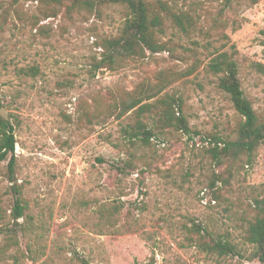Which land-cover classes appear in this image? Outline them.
<instances>
[{
	"label": "rangeland",
	"instance_id": "374dc122",
	"mask_svg": "<svg viewBox=\"0 0 264 264\" xmlns=\"http://www.w3.org/2000/svg\"><path fill=\"white\" fill-rule=\"evenodd\" d=\"M148 1L192 26L182 31L162 12L157 40L167 49L110 64L102 44L120 34L125 6L0 0V105L17 140L13 171L0 162V264H260L244 237L264 193V142L252 165L214 159V138L235 139L241 117L207 66L229 53L264 117V0ZM162 76L143 104L179 99L176 117L191 133L158 128L148 114L155 136L145 145L132 136V111L108 109L151 93ZM212 240L241 256L209 251Z\"/></svg>",
	"mask_w": 264,
	"mask_h": 264
},
{
	"label": "trees",
	"instance_id": "16d2710c",
	"mask_svg": "<svg viewBox=\"0 0 264 264\" xmlns=\"http://www.w3.org/2000/svg\"><path fill=\"white\" fill-rule=\"evenodd\" d=\"M40 4L51 6L67 7L69 11L82 8H93L95 5L120 4L128 11L127 19L120 34L114 38L107 39L102 44L103 52L110 64L119 60L130 58H144L146 51L152 54L160 53L167 49L165 45L158 42V34L162 33L166 23L162 12L170 16L171 22L177 25L182 31L188 30L191 19L186 15L176 14L166 3L159 1L154 4L148 0H31ZM57 14H47L46 18L56 17ZM192 26V25H191ZM105 64V63H103ZM237 61L227 52L218 54L209 62L207 69L210 73L219 77L218 87L225 92L234 105L235 110L241 117L236 130V137L233 140L214 138L215 147L211 149L214 159L222 164L223 160L237 161L246 158V164L252 165L257 151L264 142V117L260 116L251 101L245 96L239 78ZM166 78L161 77L159 85H156L151 93L140 91L139 95L129 99H122L117 106L109 107L110 115L119 112L120 116L132 111L135 117L132 127L133 138L139 139L147 145L155 136L153 129L144 121L148 114L156 115V127L166 129L173 128L185 134L191 133L188 120L181 115L176 117L175 106L177 105L182 113L179 99L167 96L158 99L155 103H145L156 97L158 91L165 87ZM156 87L158 89L156 90ZM4 108L0 105V109ZM16 135L15 126L10 119H5L0 114V162L9 161V168L13 171L16 157ZM223 145L220 147V145ZM232 174L230 173V177ZM219 180V179H218ZM220 181V180H219ZM226 183L228 182L225 181ZM216 185V183H214ZM255 216L247 224L245 230V241L253 247L252 259L264 264V193L255 200ZM24 206L18 197L14 201L13 214L15 220L24 215ZM207 249L222 256H241L236 246L230 241L212 240L204 243Z\"/></svg>",
	"mask_w": 264,
	"mask_h": 264
},
{
	"label": "water",
	"instance_id": "95a60500",
	"mask_svg": "<svg viewBox=\"0 0 264 264\" xmlns=\"http://www.w3.org/2000/svg\"><path fill=\"white\" fill-rule=\"evenodd\" d=\"M0 114L2 115L3 118L8 119V116L6 114V109L5 108H1L0 109Z\"/></svg>",
	"mask_w": 264,
	"mask_h": 264
}]
</instances>
